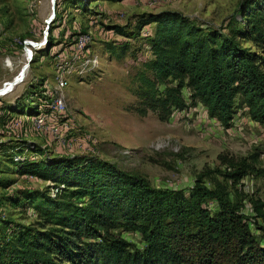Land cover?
<instances>
[{
    "label": "trees",
    "instance_id": "obj_1",
    "mask_svg": "<svg viewBox=\"0 0 264 264\" xmlns=\"http://www.w3.org/2000/svg\"><path fill=\"white\" fill-rule=\"evenodd\" d=\"M242 3V20L232 17L227 32L175 10L137 17L139 33L154 25L145 36L150 55L136 76L138 115L167 121L201 104L224 126L244 107L264 123V0ZM111 29L133 37L126 27ZM11 158L18 174L50 183L53 193L26 192L38 225L3 223L0 264H264V200L242 197L237 188L248 175L264 177L257 154H219L223 168L201 170L187 190L155 187L92 153ZM244 199L250 216L241 212ZM120 229L138 233L143 246Z\"/></svg>",
    "mask_w": 264,
    "mask_h": 264
},
{
    "label": "rangeland",
    "instance_id": "obj_2",
    "mask_svg": "<svg viewBox=\"0 0 264 264\" xmlns=\"http://www.w3.org/2000/svg\"><path fill=\"white\" fill-rule=\"evenodd\" d=\"M243 1L0 0V227L7 221L37 226L26 192L53 193L50 183L18 174L11 155L17 161L92 153L155 187L183 190L201 170L223 168L219 154H257L264 164V123L250 119L245 107L238 108L229 126L210 117L201 104L174 112L167 121L134 110L137 72L150 55L145 36L154 27L147 25L139 33L137 17L175 10L199 25L227 32L232 17L242 20ZM115 25L134 32L133 37L114 33ZM82 33L90 40L67 67V85L58 91L57 68L71 59ZM243 44L258 50L250 41ZM58 92L63 109L54 106ZM42 116L45 123L37 128L34 121ZM237 188L242 197L264 200V177L248 175ZM243 204L241 212L250 216L247 199ZM116 232L143 246L138 233Z\"/></svg>",
    "mask_w": 264,
    "mask_h": 264
},
{
    "label": "built area",
    "instance_id": "obj_3",
    "mask_svg": "<svg viewBox=\"0 0 264 264\" xmlns=\"http://www.w3.org/2000/svg\"><path fill=\"white\" fill-rule=\"evenodd\" d=\"M89 40H90V37L86 33H82L78 35L74 42L75 47H74L73 55L71 56V59H69V61L71 62L65 61L63 65L60 64L59 67L57 68L58 73L56 77V87L58 91H61L67 85V81H66V75L68 71L67 67L70 66L69 64L72 63L73 60L78 59V52H80L81 50L85 48ZM55 98L56 99L54 101V106L57 109H63L64 108L63 95L58 92ZM44 123H45V118L43 116L39 117V119L34 121V124L37 128H42Z\"/></svg>",
    "mask_w": 264,
    "mask_h": 264
},
{
    "label": "bare ground",
    "instance_id": "obj_4",
    "mask_svg": "<svg viewBox=\"0 0 264 264\" xmlns=\"http://www.w3.org/2000/svg\"><path fill=\"white\" fill-rule=\"evenodd\" d=\"M31 56H32V55H31ZM15 84H16V81L10 82V83H9V85H10V87H9V88H12V87H13V85H15ZM6 85H7V84H6ZM9 85H8V86H9ZM6 88H7V87H6Z\"/></svg>",
    "mask_w": 264,
    "mask_h": 264
}]
</instances>
